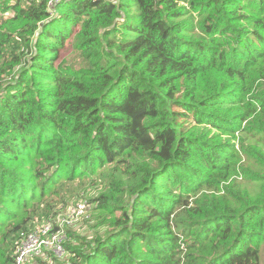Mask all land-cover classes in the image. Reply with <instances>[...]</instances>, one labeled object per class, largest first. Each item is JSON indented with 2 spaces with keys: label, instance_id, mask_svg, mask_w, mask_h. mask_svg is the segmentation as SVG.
Returning <instances> with one entry per match:
<instances>
[{
  "label": "trees",
  "instance_id": "1",
  "mask_svg": "<svg viewBox=\"0 0 264 264\" xmlns=\"http://www.w3.org/2000/svg\"><path fill=\"white\" fill-rule=\"evenodd\" d=\"M49 3L0 0V264L85 199L27 264H262L264 0Z\"/></svg>",
  "mask_w": 264,
  "mask_h": 264
},
{
  "label": "built area",
  "instance_id": "2",
  "mask_svg": "<svg viewBox=\"0 0 264 264\" xmlns=\"http://www.w3.org/2000/svg\"><path fill=\"white\" fill-rule=\"evenodd\" d=\"M59 1L61 0H50L49 5L54 6ZM88 209L90 208L86 203H79L58 223L44 224L24 235L15 248L14 264H27L34 258L40 257L45 250L52 252L58 258L62 257L64 255L63 244L66 239L65 227L79 220Z\"/></svg>",
  "mask_w": 264,
  "mask_h": 264
},
{
  "label": "rangeland",
  "instance_id": "3",
  "mask_svg": "<svg viewBox=\"0 0 264 264\" xmlns=\"http://www.w3.org/2000/svg\"><path fill=\"white\" fill-rule=\"evenodd\" d=\"M2 18H4V17H0V20H2ZM64 53V52H63ZM62 53V54H63ZM79 203H81V204H83V203H86L87 204V201H86V199L85 200H80L77 204H79ZM77 204H75V206L77 205ZM75 206H70V207H68V208H66V210L60 215V217H59V219H57L55 222L56 223H58L62 218H65L66 217V215L69 213V211L72 209V208H74ZM89 206V205H88ZM89 208L91 209V206H89ZM90 209H88V211L86 212V213H84L81 217H80V219L79 220H77L76 222H74V223H72L73 225H75L77 228H78V230H80L81 231V229H80V227L82 226V222L83 221H86V219H87V217L89 216V214L91 213L90 212ZM55 223V224H56ZM71 225V224H70ZM72 225V226H73ZM68 226V225H67ZM84 229V227L82 228V230ZM65 230H66V227H65ZM74 232H75V230H74ZM66 234V233H65ZM65 242H66V239H65ZM49 254H52L53 256H54V254L52 253V252H50V251H43L42 252V255L40 256L42 259H44V260H46V259H49L50 257H51V255H49ZM40 257H36V258H40ZM62 258V257H61ZM33 260H35V258L33 259ZM33 262V261H32ZM261 262H262V264H264V248H262V251H261ZM30 264H32V263H30Z\"/></svg>",
  "mask_w": 264,
  "mask_h": 264
},
{
  "label": "bare ground",
  "instance_id": "4",
  "mask_svg": "<svg viewBox=\"0 0 264 264\" xmlns=\"http://www.w3.org/2000/svg\"><path fill=\"white\" fill-rule=\"evenodd\" d=\"M70 1H72V0H70ZM25 235H27V234H25Z\"/></svg>",
  "mask_w": 264,
  "mask_h": 264
}]
</instances>
